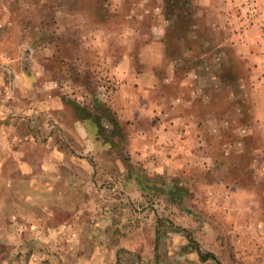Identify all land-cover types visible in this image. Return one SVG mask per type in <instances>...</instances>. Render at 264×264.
<instances>
[{
	"label": "rangeland",
	"instance_id": "1",
	"mask_svg": "<svg viewBox=\"0 0 264 264\" xmlns=\"http://www.w3.org/2000/svg\"><path fill=\"white\" fill-rule=\"evenodd\" d=\"M0 264H264V0H0Z\"/></svg>",
	"mask_w": 264,
	"mask_h": 264
},
{
	"label": "crops",
	"instance_id": "2",
	"mask_svg": "<svg viewBox=\"0 0 264 264\" xmlns=\"http://www.w3.org/2000/svg\"><path fill=\"white\" fill-rule=\"evenodd\" d=\"M119 76L120 84L117 85L118 87L114 91L112 99L117 105L114 106L113 104V107L118 110L119 115L122 113L129 114L127 116H130L131 120L136 118L135 121L138 122L141 115L147 113L149 106L147 107L146 104L151 101L148 97L154 95L155 84L161 81L159 77L156 80L153 74H119ZM156 106V104L152 106V113L156 112ZM157 143L162 155H164L163 158L165 159L163 161L166 163V167L173 169L180 160V157L177 156L178 151H175L174 146L166 148V146H171V142H168V145H161L158 140ZM179 143L185 144V140H181ZM173 152L176 154L174 155ZM165 165H163V168H165Z\"/></svg>",
	"mask_w": 264,
	"mask_h": 264
},
{
	"label": "trees",
	"instance_id": "3",
	"mask_svg": "<svg viewBox=\"0 0 264 264\" xmlns=\"http://www.w3.org/2000/svg\"><path fill=\"white\" fill-rule=\"evenodd\" d=\"M198 255L200 256L201 259H206L207 257H210L212 255H209L208 253H202L200 250H198Z\"/></svg>",
	"mask_w": 264,
	"mask_h": 264
}]
</instances>
